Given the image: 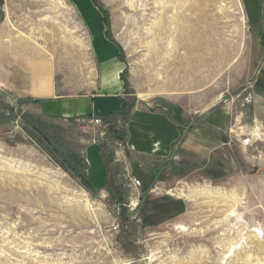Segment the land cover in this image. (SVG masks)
Instances as JSON below:
<instances>
[{"label":"rangeland","instance_id":"1","mask_svg":"<svg viewBox=\"0 0 264 264\" xmlns=\"http://www.w3.org/2000/svg\"><path fill=\"white\" fill-rule=\"evenodd\" d=\"M255 1L2 0L7 41L50 56L65 93L83 92L93 77L96 6L125 63L129 107L178 102L194 114L229 102L242 168L222 182L174 165L146 172L120 143L127 113L102 125L56 123L16 110L0 92V264H264V110L253 93L264 95V63L248 15ZM94 142L109 165L104 191L85 179ZM101 147L89 155L95 186L107 179ZM155 183L185 199L189 212L147 221Z\"/></svg>","mask_w":264,"mask_h":264},{"label":"crops","instance_id":"2","mask_svg":"<svg viewBox=\"0 0 264 264\" xmlns=\"http://www.w3.org/2000/svg\"><path fill=\"white\" fill-rule=\"evenodd\" d=\"M92 4H93V0ZM255 14L248 13L257 26L260 50L264 63V0L255 1ZM90 21L94 31L88 28L94 53L95 70L83 92L65 93L58 83L56 62L41 50L21 44H10L5 36L7 18L5 6L0 0V92H5L16 110L32 117L51 122L91 119L118 120L127 113L120 135L126 152L136 159L146 172L162 175L171 166L187 173L198 172L210 182H222L240 172L242 153L232 141L234 108L229 102L219 103L203 111L187 114L173 102L171 109L129 107L124 82L125 63L119 47L108 35L106 20L96 6L92 7ZM256 23V24H255ZM86 25V24H85ZM256 80L254 82L255 86ZM253 86V87H254ZM254 93L259 108L264 110V95ZM99 143H91L85 149L86 180L95 191L110 187V171L103 148L100 153L107 164V179L93 185L90 178L91 156L97 153ZM91 155V156H89ZM154 162L162 163V168ZM163 172V173H162ZM158 175V174H157ZM164 186L167 182L159 181ZM159 183V184H161ZM157 196L147 198L146 220L157 225L179 219L189 212L185 199L170 197L158 191Z\"/></svg>","mask_w":264,"mask_h":264},{"label":"built area","instance_id":"3","mask_svg":"<svg viewBox=\"0 0 264 264\" xmlns=\"http://www.w3.org/2000/svg\"><path fill=\"white\" fill-rule=\"evenodd\" d=\"M90 120H91L92 123L98 124V125H102V124H104V123H106L108 121V120H103V119H100V118H97V117H93ZM120 143H122V145L124 146L123 141H120ZM133 184L136 187L141 186V183L138 180H136V179L133 180Z\"/></svg>","mask_w":264,"mask_h":264},{"label":"bare ground","instance_id":"4","mask_svg":"<svg viewBox=\"0 0 264 264\" xmlns=\"http://www.w3.org/2000/svg\"><path fill=\"white\" fill-rule=\"evenodd\" d=\"M248 141H249V140H248ZM178 228L183 229V230H186V229H187L186 226H179ZM254 231L257 232V233H256V236H257V237H262V235H263V231H262V229H258V230H254Z\"/></svg>","mask_w":264,"mask_h":264}]
</instances>
